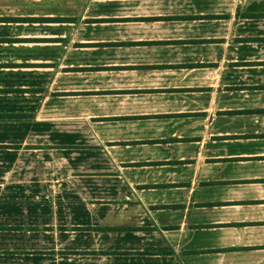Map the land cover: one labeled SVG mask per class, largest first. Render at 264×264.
Instances as JSON below:
<instances>
[{
  "label": "crops",
  "instance_id": "crops-1",
  "mask_svg": "<svg viewBox=\"0 0 264 264\" xmlns=\"http://www.w3.org/2000/svg\"><path fill=\"white\" fill-rule=\"evenodd\" d=\"M0 264H264V0H0Z\"/></svg>",
  "mask_w": 264,
  "mask_h": 264
}]
</instances>
